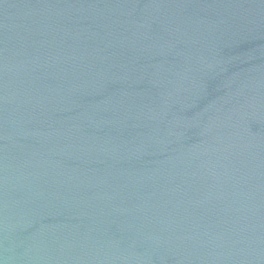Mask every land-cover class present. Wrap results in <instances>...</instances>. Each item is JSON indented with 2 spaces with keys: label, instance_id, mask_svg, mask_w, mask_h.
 <instances>
[{
  "label": "water",
  "instance_id": "1",
  "mask_svg": "<svg viewBox=\"0 0 264 264\" xmlns=\"http://www.w3.org/2000/svg\"><path fill=\"white\" fill-rule=\"evenodd\" d=\"M0 264H264V0H0Z\"/></svg>",
  "mask_w": 264,
  "mask_h": 264
}]
</instances>
